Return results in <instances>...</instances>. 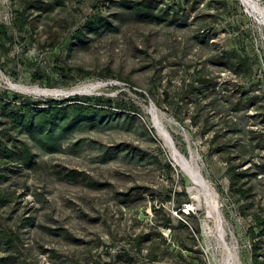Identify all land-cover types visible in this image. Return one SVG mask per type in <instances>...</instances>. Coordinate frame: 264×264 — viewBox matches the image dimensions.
I'll use <instances>...</instances> for the list:
<instances>
[{
	"label": "rangeland",
	"instance_id": "rangeland-1",
	"mask_svg": "<svg viewBox=\"0 0 264 264\" xmlns=\"http://www.w3.org/2000/svg\"><path fill=\"white\" fill-rule=\"evenodd\" d=\"M30 1L0 0V137L38 161L0 159V233L19 238L0 264H254L253 247L264 264V150L250 139L264 135V0H162L180 5L178 24L114 20L87 44L76 29L119 0H49L42 13ZM228 53L251 72L230 71ZM205 78L207 97L189 87ZM75 98L107 114L55 154L6 116ZM238 100L252 106L232 111ZM71 170L79 182L62 178Z\"/></svg>",
	"mask_w": 264,
	"mask_h": 264
},
{
	"label": "trees",
	"instance_id": "trees-1",
	"mask_svg": "<svg viewBox=\"0 0 264 264\" xmlns=\"http://www.w3.org/2000/svg\"><path fill=\"white\" fill-rule=\"evenodd\" d=\"M162 0H119L118 5L121 7L119 13L115 15H106L97 13L92 17L86 19L81 27H78L72 37L73 44H87L91 40V36H99L106 32H114L118 30L114 20L127 21L131 20L138 23H156L161 21H167L170 25L179 23L180 20V5L172 3L170 6L162 7ZM26 9H33L37 12H48L54 9L53 3L49 0H31ZM24 25L26 23L24 22ZM0 37L8 39V32L0 25ZM227 58L226 62L222 64L229 68L235 75H242L243 72H251L253 64L250 62V58L247 56L234 55L232 53L222 54ZM236 58L235 63L230 59ZM219 65L218 63H215ZM221 64V65H222ZM190 88L198 90L199 93L204 94V88L216 89V83L210 79H203L199 84L194 87L193 84L189 85ZM206 89V90H207ZM166 100L168 102V93L165 92ZM86 100H91L89 97ZM74 103L67 105L68 102L51 101L49 107L41 113L28 114L27 116L17 111H9L6 116L12 121L14 126L19 127L21 132L24 133L27 138L32 141L35 146L47 154H55L62 150L65 143H68L71 136L76 132H83L85 130H92L97 124H100L105 115L107 114L103 108H96L87 105L83 102L81 104L80 99L75 98L72 100ZM96 102H104L102 98H97ZM40 101L36 104L39 105ZM109 104L110 101H108ZM171 104V103H170ZM232 111H240L252 106V103L243 104L242 100H238L235 103H231ZM252 143H255L257 148L264 150V135L260 137L255 132H251ZM260 138V139H258ZM257 140V141H256ZM77 144L70 145L69 151L71 154H76L74 147ZM0 159L11 160L22 165L26 170H32L38 161L35 153L32 151L27 141L14 139L10 137L9 140L3 141L0 137ZM241 163L237 166L239 167ZM236 168V167H235ZM3 172L0 170V173ZM61 174V173H60ZM80 172L76 170L68 171L62 177L66 181L79 182ZM1 182V179H0ZM250 190V188L244 189L238 187L234 189L235 194H239L242 197ZM182 195L187 196L186 191L182 192ZM125 197H129L127 194ZM132 200L130 202H135ZM129 201L125 200L124 203ZM179 211L182 210V205L178 207ZM258 226L264 227V218L260 215H254ZM171 221L168 220V224ZM184 226V223H181ZM18 237L8 238L0 233V251L10 252L14 248V243L18 241ZM259 247H253V262L254 264H261L259 261ZM10 258V256H9Z\"/></svg>",
	"mask_w": 264,
	"mask_h": 264
},
{
	"label": "water",
	"instance_id": "water-1",
	"mask_svg": "<svg viewBox=\"0 0 264 264\" xmlns=\"http://www.w3.org/2000/svg\"><path fill=\"white\" fill-rule=\"evenodd\" d=\"M155 109H156V107L155 106H152V110H155ZM172 143H173V146H174V142L173 141H172Z\"/></svg>",
	"mask_w": 264,
	"mask_h": 264
},
{
	"label": "built area",
	"instance_id": "built-area-1",
	"mask_svg": "<svg viewBox=\"0 0 264 264\" xmlns=\"http://www.w3.org/2000/svg\"><path fill=\"white\" fill-rule=\"evenodd\" d=\"M187 207H190L189 205ZM154 264H162V263H154Z\"/></svg>",
	"mask_w": 264,
	"mask_h": 264
},
{
	"label": "bare ground",
	"instance_id": "bare-ground-1",
	"mask_svg": "<svg viewBox=\"0 0 264 264\" xmlns=\"http://www.w3.org/2000/svg\"><path fill=\"white\" fill-rule=\"evenodd\" d=\"M90 90V89H89Z\"/></svg>",
	"mask_w": 264,
	"mask_h": 264
}]
</instances>
